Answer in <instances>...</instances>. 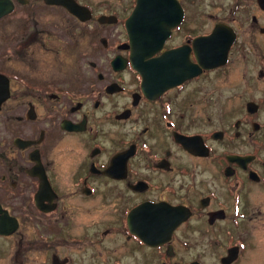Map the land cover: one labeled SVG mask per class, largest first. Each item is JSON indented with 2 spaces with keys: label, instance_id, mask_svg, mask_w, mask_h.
<instances>
[{
  "label": "flooded vegetation",
  "instance_id": "obj_1",
  "mask_svg": "<svg viewBox=\"0 0 264 264\" xmlns=\"http://www.w3.org/2000/svg\"><path fill=\"white\" fill-rule=\"evenodd\" d=\"M11 1L0 264H264V0Z\"/></svg>",
  "mask_w": 264,
  "mask_h": 264
},
{
  "label": "water",
  "instance_id": "obj_2",
  "mask_svg": "<svg viewBox=\"0 0 264 264\" xmlns=\"http://www.w3.org/2000/svg\"><path fill=\"white\" fill-rule=\"evenodd\" d=\"M12 8H13V3H12L11 0H0V18L2 16H4V15L8 14L9 12H11ZM141 19H142V16H140L139 10L136 9L134 11V13L132 14V16L128 19L127 24H128V28H129L130 35H131V42L133 44V48H132V52H131V60H132L134 68L137 69V70L139 69L140 71L143 72V71H148V70L151 71L152 68L149 69L148 66L141 65L139 60H141L144 57L146 58V57L151 56L154 53V50H153V48H143V47L140 46L139 39H140L141 34L138 33V29L140 28L139 25H140V20ZM145 27L152 28V25L151 24L150 25H146ZM145 47H149V46H145ZM142 54H144V55L142 56ZM119 59H121V58L118 56L114 60V62L118 61ZM118 68H121V67H118ZM150 75L152 76L153 74L151 73ZM1 77H3V76H1ZM174 84H177V83L176 82L170 83V85H172V86ZM3 98L4 97L0 98V104H1V102L3 100ZM176 209H177V212L179 214V209L180 208L178 207ZM0 210H2L1 203H0ZM181 220L182 219H179V217H178L177 222L176 223L173 222L174 225L172 226V228H174L176 225H178V223ZM156 244H158V243H156Z\"/></svg>",
  "mask_w": 264,
  "mask_h": 264
},
{
  "label": "rangeland",
  "instance_id": "obj_3",
  "mask_svg": "<svg viewBox=\"0 0 264 264\" xmlns=\"http://www.w3.org/2000/svg\"><path fill=\"white\" fill-rule=\"evenodd\" d=\"M98 54H99V52H98ZM107 194H108V192H107ZM97 203H99V201H97Z\"/></svg>",
  "mask_w": 264,
  "mask_h": 264
}]
</instances>
